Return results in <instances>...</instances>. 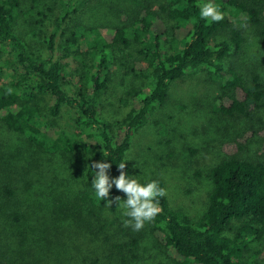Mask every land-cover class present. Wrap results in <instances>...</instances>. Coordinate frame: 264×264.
<instances>
[{"label":"trees","instance_id":"1","mask_svg":"<svg viewBox=\"0 0 264 264\" xmlns=\"http://www.w3.org/2000/svg\"><path fill=\"white\" fill-rule=\"evenodd\" d=\"M139 1L137 7L122 12L125 21L89 26L77 21L80 7L73 0L45 5L44 10L40 9L43 0H32L27 10L24 0H0V130L27 144L24 150L14 147L10 154L1 153L0 161H9L12 168L16 159L27 161L29 149H35L86 164L82 175L90 183L97 171L90 166L96 162L111 164L110 178L118 177V165L127 160L133 136L167 102L172 83L204 73L220 91L212 102L214 114L250 126L223 143L224 158L208 172L212 189L202 215L191 217L172 208L166 194L159 199L160 213L147 223L148 231L171 264H262L264 120L257 113L264 108V82L254 72L246 83L236 60L246 44L242 25L254 27L264 44V0H213L224 15L220 22L200 18L199 5L206 0ZM34 9L43 17L36 23L41 28L51 26L48 34L43 29L38 35L32 32L44 37L38 45L18 33V21ZM48 13H57L50 23ZM117 71L137 84L121 99L129 107L125 117L113 124L102 117V100ZM66 108L74 117L63 125L58 118ZM254 143L259 151L249 157L246 153ZM4 146L10 148L0 143V149ZM125 163L124 171L132 176ZM25 180L21 176L15 183L8 167L0 170V264H89V258L75 248L77 241L85 242L83 238L73 232L53 236L55 229L49 230L45 222L33 223L32 217L18 212L20 203L14 198L22 194L20 181L27 194L38 191ZM152 180L166 189L160 177L138 181ZM43 185L40 182L38 187ZM45 185L53 194L50 203L61 208L66 199L70 210L88 217L83 223L89 235L96 233L97 226L106 233L126 231L110 222L103 226L104 214L97 212L108 204L98 200L93 190L75 195L74 203L68 193L55 196L54 184ZM116 196L126 199L113 186L109 199ZM109 246L138 258L136 238Z\"/></svg>","mask_w":264,"mask_h":264},{"label":"rangeland","instance_id":"2","mask_svg":"<svg viewBox=\"0 0 264 264\" xmlns=\"http://www.w3.org/2000/svg\"><path fill=\"white\" fill-rule=\"evenodd\" d=\"M24 1L27 4L25 10L33 5L32 0ZM59 1L43 0L40 9L44 10L45 5L46 7L47 5L53 6ZM73 2L80 7L76 16L79 23L89 26H112L125 21L122 12H128L131 7H137L140 1L73 0ZM37 14L38 11L34 9L33 14L21 17L18 21V33L28 42L38 45L43 42L44 37H36V34L42 33L39 31L41 29L48 34L51 26L45 24V27L41 28L36 22L43 17ZM47 15L48 23H50L57 13ZM241 28L244 30L246 44L244 51L240 53L242 56H237L236 64L246 83L250 84L251 74L254 72L260 73L264 82V44L260 42V37L254 27L242 25ZM33 31H37L35 35L32 34ZM133 83L137 84L123 71L115 72L102 100L103 118L114 124L125 117L129 107L121 99L135 86ZM219 94L217 86L212 84L204 73L186 76L175 81L171 85L167 102L158 107L148 124L133 136L132 146L127 154L133 177L141 181L152 177L165 180L167 196L172 208L181 210L191 217L202 215L207 207L208 193L212 189L208 172L224 158L223 143L250 126L247 121L214 114L212 102ZM73 117V111L66 108L58 121L67 125ZM258 117L264 120V108L257 113ZM0 139L2 146L3 143L10 145V148L7 146L1 148L0 155L5 151L10 154L11 150L16 151L15 148L20 150L27 148L23 140L11 139L2 130H0ZM258 151V145L254 143L246 155L255 157ZM24 158H27V161L16 159V165L13 166L14 163L12 168L9 166V161H0V170L8 167L15 183L17 178L21 179L22 176L26 178V182L34 185L32 189L38 190L33 189L30 196L31 193L27 194L24 184L20 181L22 194L14 198L15 202L20 203L18 205L21 207V212H18L32 217L33 223L45 222L49 230L55 229L52 230L53 236L61 237L63 234L73 232L79 239L83 238L85 242L77 241L75 248L80 256L89 258V264H93L96 260L98 264H171L148 231L147 223L140 231L124 227L123 219H118V216H122V210L117 209V204H111L103 210H98L97 213L104 214L103 226H107L110 222V226L126 228V231L106 233V230L97 226L96 233L89 235L87 233L89 229L83 223L88 217L83 218L79 211L70 210L66 206L68 200L62 201L65 206L61 208L50 203L53 194L45 184H54L52 190L56 192L55 196L58 198L67 193L70 194L72 202H74L75 195L78 196L86 189L93 190L91 189L92 183L86 181L82 175L86 171V164L74 159L43 155L35 149H29V153ZM27 170L30 174H27ZM40 182L44 184L41 188L38 187ZM40 190H44L46 195L40 194ZM71 227H74L73 230L69 229ZM133 238L139 240L136 260L132 259L131 255L123 249L120 251L112 247L109 250L107 247L108 245L114 246L116 243L129 242ZM262 250L264 251V246ZM262 264H264V259Z\"/></svg>","mask_w":264,"mask_h":264},{"label":"clouds","instance_id":"3","mask_svg":"<svg viewBox=\"0 0 264 264\" xmlns=\"http://www.w3.org/2000/svg\"><path fill=\"white\" fill-rule=\"evenodd\" d=\"M200 18L220 22L224 19L223 12L213 0L199 5ZM8 94L12 90L8 89ZM127 161V160H126ZM126 161L118 165L120 174L118 177L110 178L109 170L111 164L105 162L93 163L90 167L97 169L94 172L92 187L95 197L100 201H107L108 206L115 202L117 209L122 210L124 227H131L133 231H140L146 223L151 222L160 213L159 199L166 196L167 191L160 186L158 181L152 180L141 183L136 177L129 176L125 171ZM115 186L116 190L125 194L126 199L116 196L109 199L110 190Z\"/></svg>","mask_w":264,"mask_h":264}]
</instances>
